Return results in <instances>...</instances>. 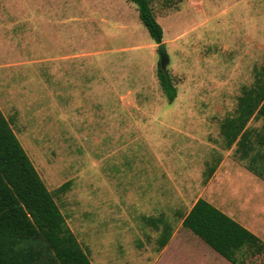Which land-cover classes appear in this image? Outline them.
I'll return each instance as SVG.
<instances>
[{
	"label": "rangeland",
	"instance_id": "374dc122",
	"mask_svg": "<svg viewBox=\"0 0 264 264\" xmlns=\"http://www.w3.org/2000/svg\"><path fill=\"white\" fill-rule=\"evenodd\" d=\"M151 4L172 102L134 1L0 0V106L93 264L217 257L182 226L200 195L264 241V179L222 132L264 80V0ZM256 113L246 127L261 131ZM161 212L174 226L163 249L144 220ZM245 259L264 264V252Z\"/></svg>",
	"mask_w": 264,
	"mask_h": 264
},
{
	"label": "trees",
	"instance_id": "16d2710c",
	"mask_svg": "<svg viewBox=\"0 0 264 264\" xmlns=\"http://www.w3.org/2000/svg\"><path fill=\"white\" fill-rule=\"evenodd\" d=\"M132 1L138 5L140 19L152 38L157 44L162 42L164 29L151 0ZM158 77L168 100L174 101L177 88L161 62ZM260 82L248 102L241 98L242 111L226 119L222 132L227 145L236 142L238 157L246 161L247 168L264 179V126L261 131L246 127L255 111L256 117L264 118V80ZM70 186L68 180L56 192H65ZM144 220L161 231L157 242L160 249L165 247L174 231L167 215H146ZM182 225L234 264H246L248 253L264 252L260 236L204 197H199L182 217ZM0 264H93L1 106Z\"/></svg>",
	"mask_w": 264,
	"mask_h": 264
},
{
	"label": "crops",
	"instance_id": "0c3cea01",
	"mask_svg": "<svg viewBox=\"0 0 264 264\" xmlns=\"http://www.w3.org/2000/svg\"><path fill=\"white\" fill-rule=\"evenodd\" d=\"M217 174H218V173L216 172V175H217ZM216 175L213 176L212 179L209 180L210 185L213 184L215 178L217 177ZM166 176L170 178V172H167V173H166ZM257 177H258V176H257ZM163 179H164V178H163ZM164 180H165V179H164ZM152 183H155L154 178H153V182H152ZM162 184H164V181H163ZM199 197H204V196H203V195H200ZM199 197H198V198H199ZM198 198H197V199H198ZM204 198H205V197H204ZM197 199H196V200H197ZM206 199H207V198H206ZM196 200H195V201H196ZM207 200H208V199H207ZM209 201H210V200H209ZM210 202H211V201H210ZM194 203H195V202H194ZM194 203H193V204H194ZM212 203H213V202H212ZM193 204H192V206H193ZM192 206H191V207H192ZM191 207L189 208V210L191 209ZM218 207H219V206H218ZM258 207H261V204H260ZM219 208H220V207H219ZM189 210H188V212H189ZM188 212H187V213H188ZM187 213H186V214H187ZM231 214L234 215L233 213H231ZM232 215H230V216H232ZM233 218H234V217H233ZM237 221H238V220H237ZM240 223H241V222H240ZM243 225H244V224H243ZM182 226H183V225H182ZM246 227H247V226H246ZM249 229H250V228H249ZM189 230H190V229H189ZM190 231H191V230H190ZM191 232H192V231H191ZM253 232H254V231H253ZM192 233H193V232H192ZM195 235H196V234H195ZM258 236H259V235H258ZM198 237H199V236H198ZM199 238H200V237H199ZM200 239H201V238H200ZM201 240H202V239H201ZM168 243H169V242H168ZM202 243H203L206 247L212 249V251L215 252V254L217 255V257H215V258H213V259H212V258L210 259V258H208V257L206 256V254H205L203 251H198V250L195 249V252L197 251V252H199V254L201 253V254H200V257H201V258L198 259V260H199V264H214L215 261H221V260H220L221 258H222V259H227V258H225L223 255H222L223 257L220 256L221 254L218 253L216 250H214L212 247L207 246L208 244L206 245V244H205V243H206L205 241L202 240ZM166 246H167V245H166ZM166 246H165V247H166ZM163 248H164V247H163ZM163 248H162V249H163ZM220 257H221V258H220ZM223 261H229V260L227 259V260H223ZM228 263L231 264L230 261H229Z\"/></svg>",
	"mask_w": 264,
	"mask_h": 264
},
{
	"label": "water",
	"instance_id": "95a60500",
	"mask_svg": "<svg viewBox=\"0 0 264 264\" xmlns=\"http://www.w3.org/2000/svg\"><path fill=\"white\" fill-rule=\"evenodd\" d=\"M158 50L161 56L160 62H161V67L163 69H166L167 65L170 62V57L168 54V50H167V44L166 42L162 41L158 44Z\"/></svg>",
	"mask_w": 264,
	"mask_h": 264
}]
</instances>
